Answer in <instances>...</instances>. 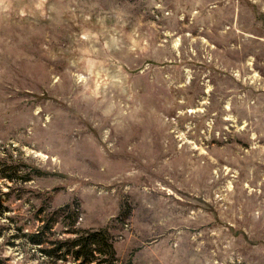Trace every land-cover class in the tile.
I'll return each instance as SVG.
<instances>
[{"label": "rangeland", "instance_id": "obj_1", "mask_svg": "<svg viewBox=\"0 0 264 264\" xmlns=\"http://www.w3.org/2000/svg\"><path fill=\"white\" fill-rule=\"evenodd\" d=\"M65 205L114 264H264V0H0V264H74L26 238Z\"/></svg>", "mask_w": 264, "mask_h": 264}, {"label": "trees", "instance_id": "obj_2", "mask_svg": "<svg viewBox=\"0 0 264 264\" xmlns=\"http://www.w3.org/2000/svg\"><path fill=\"white\" fill-rule=\"evenodd\" d=\"M78 209L65 205L53 211L50 218L36 230L27 234L29 243L39 247V251L47 258L57 261L70 259L74 264H114L116 261L115 250L110 236L105 230H79L75 227ZM66 213L70 219L65 232L69 236L52 240L56 232L54 226L59 214ZM65 216L63 217V219ZM53 246V247H51Z\"/></svg>", "mask_w": 264, "mask_h": 264}]
</instances>
